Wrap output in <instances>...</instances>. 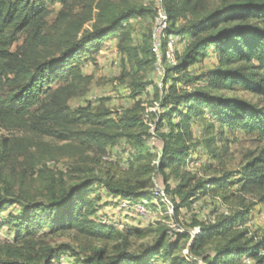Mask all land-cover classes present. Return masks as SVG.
<instances>
[{
    "label": "trees",
    "instance_id": "obj_1",
    "mask_svg": "<svg viewBox=\"0 0 264 264\" xmlns=\"http://www.w3.org/2000/svg\"><path fill=\"white\" fill-rule=\"evenodd\" d=\"M160 1L159 15L158 7L154 10L128 0L92 1L80 17L61 15V31L52 33L47 24L50 5L67 6L71 0H0V128L75 142L78 148H95L105 157L109 156V145L126 140L135 149L128 164L136 175L131 180H116L100 177L90 169L84 171L85 178L66 187L62 178L48 173L46 167L39 168L40 161L29 156L30 150L40 145L22 138L5 139L0 146V179L4 182L0 221L8 210L15 208L17 212L8 213L0 222V230L8 226L14 231L12 244L0 246V264H61L69 257L79 264H155L157 260L171 264H264V237L241 226L250 222L252 212L245 201L239 210L215 223L195 224L199 231L191 236L189 245L195 262L176 256L180 241L189 236L180 234L167 241V231L154 245L137 252L129 250L127 244L111 255L105 246L82 258L78 247L61 244L32 255L34 238L44 232H75L100 243H126L129 236L140 237V230L120 231L111 222L97 220L110 204H100V189L131 207L153 208L159 198L153 190L154 176L161 175L172 210L177 213L211 194L237 188L243 199L264 190V0H217L219 5L210 10L206 4L211 0ZM161 15L165 20L159 51L151 44L136 47L129 24L147 18L155 22ZM93 19L92 28L85 29ZM21 37H25L23 43L14 47ZM112 39H119L122 56L139 72L152 66L156 69L159 54L166 65L162 82L155 89L156 105L152 107L157 109L151 108L149 114L130 109L115 118L110 110L93 111L90 106L73 110L70 106L83 83L89 82L83 73L85 62ZM172 41L175 63L169 61ZM181 43L184 50L179 49ZM211 59L217 67L201 74L192 71ZM132 87L135 99L146 90V84L139 82ZM237 91L258 101L225 96ZM146 118L151 125L145 123ZM196 122L208 123V132L218 125L222 133L240 131L256 136L262 147L246 159L240 171L197 180L188 171ZM153 138L161 144L156 160L146 159L143 152ZM213 141L206 138L208 148ZM14 153L29 156L31 169L45 181L44 201L33 200L26 192L17 193L4 177L5 164ZM171 178L179 183L171 186ZM261 200L264 202V196Z\"/></svg>",
    "mask_w": 264,
    "mask_h": 264
},
{
    "label": "rangeland",
    "instance_id": "obj_2",
    "mask_svg": "<svg viewBox=\"0 0 264 264\" xmlns=\"http://www.w3.org/2000/svg\"><path fill=\"white\" fill-rule=\"evenodd\" d=\"M94 1L97 3L100 0H71L67 6L61 3L50 5L51 14L47 19L49 30L60 32L61 29L59 18L61 15H72L70 18H77L87 13V5ZM119 3L122 0H114ZM132 4L147 6L154 10L158 7V15L161 11L160 0H128ZM219 5L217 0L207 2V10L214 9ZM163 16L155 22L152 18L133 20L130 24V31L133 44L142 49L146 44H151L152 47L159 51L160 39L159 36L163 30ZM93 21L86 24L85 29H91ZM155 23V25H154ZM162 23V25H160ZM152 31L154 38H152ZM57 37V34H54ZM25 37H21L20 41L14 47H18L23 43ZM119 39H112L104 46L103 50L87 60L83 66V73L89 77L88 83H83L79 90V95L75 97L70 106L73 110L84 106H90L93 111L110 110L114 113L113 117L121 115L126 110L138 109L141 113L149 114L151 108L156 105L155 89L162 82L163 67L166 65L162 62L159 54L158 62L155 66L139 72L135 67L130 65L118 48ZM185 44H179V49L184 50ZM175 50V48H174ZM217 67L215 59H211L206 63L198 65L193 68L198 74L204 73L207 70ZM161 69L162 74H160ZM146 84V90L143 95L138 98H132L133 83ZM227 97H234L245 99L247 101L257 102L258 99L243 92L225 93ZM150 121V120H149ZM208 123L197 124L194 127V134L196 140L194 141L193 155L188 162V171L191 176L196 177L197 180H204L209 177L222 176L226 173H236L244 166L246 159L256 154L262 147V144L256 136H248L240 131L220 132L218 125L214 130L207 131ZM214 139L212 143L206 142V138ZM22 138L35 143V146L29 152V156H35L36 161H40L39 168L46 167L48 173L55 175L57 179L62 178L66 187L77 184L81 179L85 178L84 171L95 170L100 177H115L116 180L134 179L136 175L130 169L128 161L134 157L135 149L126 140L119 141L115 145H109L107 151L109 156H104L95 148H78L79 146L72 142L71 144L59 142L57 140L39 136L29 131L19 129L7 130L0 128V146L5 139ZM200 143V144H198ZM66 145L74 147L65 148ZM161 144L156 139H151L144 148V157L146 159L156 160L160 154ZM216 153L218 158L215 159L213 154ZM21 154L14 153L11 159L5 164L3 175L18 192H26L31 199L36 201H44L46 183L40 177V173H34L31 169L27 158ZM32 159V158H30ZM147 161V160H144ZM145 163V162H144ZM45 165V166H44ZM44 169V168H43ZM155 188L165 190V184L161 175L154 176ZM178 180L171 178L169 184L176 186ZM4 186L3 180L0 179V188ZM99 195L102 196L100 204L110 203L103 211L97 215L99 222L113 223L120 231H129L137 229L142 231L140 237L129 236L127 242L113 241L108 243H100L97 241L85 240L76 235L75 232L67 234H45L36 236L34 249L32 255L35 256L39 249L44 247H57L61 244H70L78 247L80 256L86 258L92 254L96 248L107 247L109 253L113 255L117 248L127 245L131 251H139L140 249L154 245L160 238L163 231H167L169 240H173L177 235L185 234L189 236L180 241V250L176 256L179 258H186L190 262H195L197 258L189 255V245L191 243V236L194 235L197 223H215L219 218L231 214L233 211L239 210L242 201L246 205L252 207V212L248 222L241 225L242 228L249 229L253 235L257 237H264V202L261 198L264 196V190L257 192L254 195L241 198L237 194V188L227 190L221 194H211L204 199L198 200L189 208H184L178 213L172 210L168 195L167 201L161 202V199L155 200V207L148 206L140 209V213L135 207H131L125 202L120 203L110 197L106 190L100 189ZM227 197L225 201L223 198ZM159 200V201H158ZM163 204H161V203ZM13 209L8 210L4 214L0 222L5 220L4 217L8 213L17 211ZM146 214V215H145ZM14 231L8 226L0 230V246L12 244ZM208 249H211L209 247ZM250 263V260L247 262ZM61 264H79L75 258H64ZM155 264H171L163 260L155 261ZM244 264V263H243Z\"/></svg>",
    "mask_w": 264,
    "mask_h": 264
},
{
    "label": "bare ground",
    "instance_id": "obj_3",
    "mask_svg": "<svg viewBox=\"0 0 264 264\" xmlns=\"http://www.w3.org/2000/svg\"><path fill=\"white\" fill-rule=\"evenodd\" d=\"M162 16H163L162 21L164 22L165 17H164V15H162ZM172 45H173V41L170 43V52H171V53H170V55H169V58H170L169 61H170L171 63H175V62H174V59H173V48H172ZM145 123L148 124V125H151V121H149L148 118L145 119ZM152 132H153V131H152ZM154 191H155V194L157 195V197H159V199H161V200H163V201H167V202L169 203V200H168V198H167V196H166L165 190H163V189H159V188H155ZM126 205H127V204H126ZM169 205H171V204L169 203ZM135 208H136L137 210L140 211V209L145 208V205H139V206H137V207H135ZM140 213L143 214V212H141V211H140ZM145 215H146V214H145ZM198 231H199L198 228L195 229L194 234H196Z\"/></svg>",
    "mask_w": 264,
    "mask_h": 264
},
{
    "label": "built area",
    "instance_id": "obj_4",
    "mask_svg": "<svg viewBox=\"0 0 264 264\" xmlns=\"http://www.w3.org/2000/svg\"><path fill=\"white\" fill-rule=\"evenodd\" d=\"M160 25H162V23H161ZM159 72H160V74H162L161 69H159ZM156 187L160 189V187H158V186H156ZM141 214H142V213H141Z\"/></svg>",
    "mask_w": 264,
    "mask_h": 264
},
{
    "label": "crops",
    "instance_id": "obj_5",
    "mask_svg": "<svg viewBox=\"0 0 264 264\" xmlns=\"http://www.w3.org/2000/svg\"><path fill=\"white\" fill-rule=\"evenodd\" d=\"M197 124H201V123H200V122H196V123L194 124V126H193V129H194V127H195Z\"/></svg>",
    "mask_w": 264,
    "mask_h": 264
}]
</instances>
